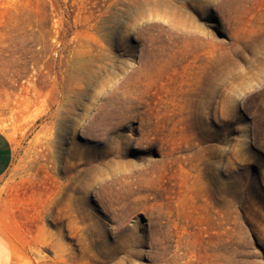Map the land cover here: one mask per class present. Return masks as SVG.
I'll return each mask as SVG.
<instances>
[{
  "label": "rangeland",
  "instance_id": "obj_1",
  "mask_svg": "<svg viewBox=\"0 0 264 264\" xmlns=\"http://www.w3.org/2000/svg\"><path fill=\"white\" fill-rule=\"evenodd\" d=\"M0 228L36 264H264V0H0Z\"/></svg>",
  "mask_w": 264,
  "mask_h": 264
},
{
  "label": "crops",
  "instance_id": "obj_2",
  "mask_svg": "<svg viewBox=\"0 0 264 264\" xmlns=\"http://www.w3.org/2000/svg\"><path fill=\"white\" fill-rule=\"evenodd\" d=\"M14 155V145L8 132L0 129V178L9 170ZM0 264H36L18 256L8 234L0 228Z\"/></svg>",
  "mask_w": 264,
  "mask_h": 264
}]
</instances>
